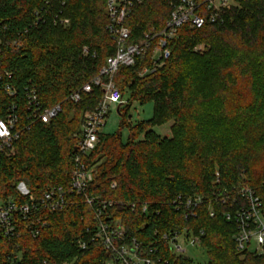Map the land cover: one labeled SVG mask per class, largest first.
I'll return each instance as SVG.
<instances>
[{
	"label": "trees",
	"instance_id": "obj_1",
	"mask_svg": "<svg viewBox=\"0 0 264 264\" xmlns=\"http://www.w3.org/2000/svg\"><path fill=\"white\" fill-rule=\"evenodd\" d=\"M106 1L0 0V76L16 91L9 97L0 89V118L15 105L20 131L15 153H0L1 200L24 202L19 184L36 197L51 187H67L75 135L103 91L93 86L89 94L80 92L77 103L70 96L98 76L115 51L105 29ZM231 1L222 23L180 29L159 68L149 71L147 53L117 70L114 85L123 98L129 95L125 111L119 109L120 127L127 126L130 135L124 144L117 134L100 135L85 160L94 167L86 195L112 202L105 216L119 219L126 237L141 244V255L155 264H195L174 255L160 239L173 230H185L186 239L203 233L206 264H264V254L236 253V227L224 218L235 206L221 203L224 191L249 188L260 197L264 213V0ZM170 11L167 0L134 3L124 22L130 42L162 29ZM198 46L203 49L195 51ZM29 84L43 108L60 105L50 123L29 119L24 92ZM132 102L152 103V118L130 127L125 118ZM168 122L170 138L153 132ZM177 197L202 201L184 214L173 205ZM69 199L64 210L47 214L48 226L36 238L21 232L8 239L0 230V264L18 254L17 264H104L109 256L100 245L90 243L86 251L76 245L79 239L90 241L93 208L83 197ZM132 203L147 204L148 212L132 213Z\"/></svg>",
	"mask_w": 264,
	"mask_h": 264
},
{
	"label": "built area",
	"instance_id": "obj_2",
	"mask_svg": "<svg viewBox=\"0 0 264 264\" xmlns=\"http://www.w3.org/2000/svg\"><path fill=\"white\" fill-rule=\"evenodd\" d=\"M141 0H107L106 15L108 22L106 31L115 43L114 53L107 57L105 65L100 69L98 76L82 87L80 91L73 93L70 100L77 103L80 99V92L89 94L93 86L102 88V97L95 109L85 113L82 117L80 129L76 135V146L73 157V170L67 187L56 186L47 189L42 196L36 197L25 188L18 191L24 202L18 200L0 199V230L4 237L17 239L21 232L28 234L32 238L39 236L40 232L48 226L47 214H52L64 210L71 204L70 197H83L87 206L93 208L92 229L90 241L77 240V247L81 251H86L90 243L100 245L107 253L108 259L104 264H155L148 257L141 255V244L135 239H128L125 229L119 219H112L105 216V212L112 206V202L100 200L97 197L86 195V190L94 179V167L88 165L85 160L91 155L99 144V137L102 135V128L106 124V118L110 113V107L123 104V95L114 85L113 77L120 67H130L135 63V59L150 53L152 68L154 71L159 68L169 57L170 49L168 43L178 34L180 29H202L205 26L223 22L224 12L232 5L231 0H167L170 6V14L164 27L159 31L151 30L145 32L135 42H130L131 33L124 26L134 3ZM68 24V20L61 22ZM86 54V49H83ZM148 70H144V75ZM9 78L8 73L3 74ZM102 78L105 82L102 83ZM0 89L9 97L15 95V88L3 83L0 76ZM26 108L29 112V119L44 124L50 123L61 112L60 105L51 108H43L39 102L38 95L33 85L24 87ZM117 105V107H118ZM15 105L9 107L4 118H0V153L5 155L13 154L14 143L18 140L20 131L16 129L18 117L13 112ZM7 152H9L7 154ZM218 182V173H215ZM114 183L111 188H115ZM200 197L188 198L186 200L177 197L173 205L177 211H189L201 203ZM222 204H233L235 207L230 212L224 214L227 222L233 223L236 233L233 236L235 251L237 254L252 253L264 254V213L260 197L255 191L249 188H239L232 192L224 191L221 194ZM229 205V206H231ZM132 213L140 210L141 213L148 212V205H128ZM210 216H213L212 211ZM187 217V215H185ZM87 232V233H88ZM185 230L168 231L160 235V239L165 242L174 255L182 256L189 247L199 246L202 232L191 234L186 239ZM153 252L149 250V253ZM20 260L18 254L9 264H17ZM43 264H49L44 262ZM75 264V260L69 263Z\"/></svg>",
	"mask_w": 264,
	"mask_h": 264
},
{
	"label": "rangeland",
	"instance_id": "obj_3",
	"mask_svg": "<svg viewBox=\"0 0 264 264\" xmlns=\"http://www.w3.org/2000/svg\"><path fill=\"white\" fill-rule=\"evenodd\" d=\"M203 49V46H198L195 51H201ZM124 102L121 106V110L125 111L127 101L129 100L128 93H125ZM117 105H113L110 107V113L108 114L106 118V124L102 128V135H118L120 138V141L124 144L126 143L130 133L129 128L127 126L120 127L121 123V117L117 114L116 109ZM153 114V104L152 103H146L143 105H140L138 102H132L125 118V122L130 126L133 127L137 122L140 121H148L152 118ZM172 125V122L165 123L160 126H155L152 128L153 132H155L157 135H159L161 138H170L171 132L170 127ZM77 135V134H76ZM75 135V136H76ZM13 154L15 151H12ZM9 152H7L8 154ZM10 154V153H9ZM13 154H10L8 156H11ZM26 187L23 184H19L17 190L23 191ZM185 257H188L189 259H192L195 264H206L207 263V257L205 254V250L202 248L201 243L199 246L195 247V250L188 249L185 252Z\"/></svg>",
	"mask_w": 264,
	"mask_h": 264
},
{
	"label": "water",
	"instance_id": "obj_4",
	"mask_svg": "<svg viewBox=\"0 0 264 264\" xmlns=\"http://www.w3.org/2000/svg\"><path fill=\"white\" fill-rule=\"evenodd\" d=\"M121 105H118L117 109H116V112L117 114L119 113V109H120ZM76 149L73 150V152H75Z\"/></svg>",
	"mask_w": 264,
	"mask_h": 264
}]
</instances>
